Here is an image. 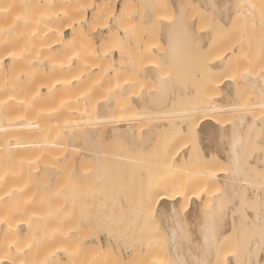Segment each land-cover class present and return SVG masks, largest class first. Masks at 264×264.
I'll return each instance as SVG.
<instances>
[{"label":"bare ground","instance_id":"1","mask_svg":"<svg viewBox=\"0 0 264 264\" xmlns=\"http://www.w3.org/2000/svg\"><path fill=\"white\" fill-rule=\"evenodd\" d=\"M177 1L173 0V2L175 3ZM191 1H193V3L195 4V7L197 3L199 4L203 3L201 5L208 8L207 5H204V1L208 3L209 1L211 2L212 0H207L208 2L206 0H191ZM195 1H197V3ZM198 1H201V2H198ZM93 2L95 1L93 0ZM128 2L132 4L130 0ZM210 2L208 3L209 5H210ZM211 3H212L211 7L212 6L213 7L215 6L216 8L218 7V10L220 11L223 8L222 6L226 8L228 6L226 10L227 12L225 11L226 14L218 11L217 9H213V12H212L211 7L209 6L210 7L209 10L211 9L210 12L213 15L211 16L208 10L209 12L208 15L211 16L214 22H216V20L213 18L215 17L216 13L218 14L219 12L218 16H216L215 18H219L216 23H218L221 26L219 27L222 29L221 30L222 34L218 32H217L218 34L216 33V31H219L220 28L212 20H210L212 23L207 24V26L209 25L211 27H215L216 29L218 28L216 31L214 30V28L210 29L211 27L209 26L204 27V29L203 27L197 28L196 26H199L197 25L198 24L197 22L200 19V17L198 16H197L198 19L194 18L193 26L191 25L192 23L190 24V21H192V19L190 18L191 19L190 21L187 19L189 21L187 23V20L185 17V25L187 23V24H190V26H192V30L190 29L191 27L189 28V30H191L189 31V33L185 25L181 24V26L183 25L185 27V31H187L185 33L190 34L193 32L192 34L193 38H191L189 35L188 36L190 37L191 40L193 39L194 41L192 45L193 49L190 52L189 56L191 57L190 61H193L194 63L193 68H194V74L196 77V80L194 82L195 85L194 84L192 86L187 85V88L185 89L179 84L182 88L179 87L176 89H183V91L177 90L176 92L170 89L171 91L169 92L167 91V95L165 94L166 97L164 95L162 98L164 99L165 97V99L164 100L160 99L161 102L160 100H156V101L155 99L152 100L151 98H154V97H152L153 94L152 95L148 94V92L150 91L144 92L146 90H142L143 92L141 93L137 92L136 94L133 92L132 94L131 92L133 90L130 91V89H131V86L132 88H133V85L135 86V82L138 79V78H135L136 75H141L144 80L146 79L147 80L152 79L154 81L159 80V77L157 76H159L160 74L158 75L156 74L157 67H155L154 64H150L151 60L147 61V57L150 56L149 55L150 51L145 50L146 53L148 52V54H146L147 57L143 59H146L147 62L145 64L143 63L140 65L141 67H139V73L132 75L131 73L127 72L128 74H130V76H126V77L122 76L121 79L119 77H118L119 79L113 78L114 81H113L112 87L115 89V92L111 93V95H108L109 98H105L99 101L100 103L99 106L97 108L95 106L96 114L94 113V110H93L94 107L92 108L93 111H91V109H87L86 107L85 108L82 107L83 111H81L82 113L81 115H78V117L75 118V117L70 116L69 118H66V115H64L62 118H60V120H57L51 116H48V113L46 114L43 113L44 117L42 118L41 117L39 118V115L36 114V112H39L40 110L39 105L41 101H42V104L40 106L44 104L43 99L44 98L46 99V95H48V93L50 95L51 92L55 90H51L50 92L49 91L50 88L49 89L47 88L48 92L45 91L43 95L41 94L39 89L32 88V90L28 91V89H31V88H28L31 85V84L29 85V83L33 82L32 79L30 81L31 77L25 76L26 78L21 81H19L20 80L19 77L18 79L16 77H13L12 79L11 77V79L8 78L9 81L12 80L11 82H9L10 83L9 84L7 83L6 79L3 78L2 73L10 70L11 73L13 72L12 74L13 76H18L19 71H16V70H19V68H21L22 66H24L25 68V64L27 61H30L33 58L36 59L35 61L37 60L39 61V59L40 60L42 59V61L48 62L47 64H49L50 66L49 70L52 69L51 70L52 72H54L55 74H58V75H54L57 78V82H56V78H54L53 80L51 78L48 81L51 83L55 80L54 85L57 86L58 89L57 87L56 88L53 87V89H56V91L63 90V88L64 89H67V88L75 89L76 87L75 88L73 87L77 86V84L79 87L80 86L79 84H82V81H83L82 78H81L82 81L78 79L80 72L77 71L79 70L78 68L77 69L75 68L76 66H78V64L76 63L79 61V58L82 56L75 54V56L69 57L68 61L65 63L57 59L55 60V59H51L47 57L49 54L54 52L56 49H57L56 52L59 51L58 48L56 49H52V48H53L55 41L61 40L60 38H62V35H63L62 31H58V29L53 27V22L52 23L48 22L49 24H46V26L44 25L45 27L43 31L34 32L36 35H34L33 33V31L35 30L33 31L31 30L29 33L23 34L22 26L18 27L16 26L17 25L16 24L13 28L15 29L17 35L14 33L15 35L13 34L14 36L12 35L11 36L12 38L10 37L11 40L7 39L6 34L2 35L3 34L2 30H4L5 28L0 23V25L3 27V29H0V74H1L0 75V264H121L122 261H124L122 257H116L117 255L115 256L114 252L112 250H109L107 247H105L107 248V250H105L104 245L101 243V238L97 236L95 234V230H93L96 228V227L95 228L93 227L96 224L92 225V223L94 224V220H96V217L94 218L95 213L92 211V213H94V215L92 214L93 215V218H92V216L90 215L91 214L90 210L91 209L93 210L94 207L92 206V204L95 206L96 205L95 203H97V201L95 200V202L93 203L92 202L91 203H71V200L73 201V199L70 196V192L76 188L74 186H77L75 184L73 186V183L77 184L78 182V185H79V183L83 181V183L85 184L86 181L88 183V181L92 180L93 177H95L94 179L98 181L97 177L99 175H96L97 170L94 168L98 169L100 164L104 162L102 161V159L104 160L105 158L108 160V163H109V159H111L114 162L115 161L117 162V164L119 165L118 170L119 169L120 170L117 172L116 171H113V172L116 173V175L119 173V176H121L124 181V179L127 176H129V174L130 175L132 174V173H129V172H132V169H130L131 171H129V167L130 168L137 167V169L142 167L145 164L144 162L145 156H147L148 154H151L152 152H153L152 154H154L155 152L154 150L152 151L153 144H154L153 142L156 141V139L158 140V136L161 137L162 133L164 135L165 130L167 132V128L169 127L172 128L175 126H177L175 127L177 128L175 129L176 132L173 129L169 130L171 131L170 133L167 132L170 134V137L168 138H171V134L172 136H174V138L171 139L170 144L172 143V141H175L177 137H178V140H179V137L180 139L183 140L182 143L179 142L181 144L177 146L176 144H178V141H175L176 142L175 145L177 147L175 146L173 148L174 145L173 146L171 145L172 146L171 148H167V149L165 148L164 150L159 145L160 148H162L161 151L156 149L160 151V152H157L159 155L155 154L151 157L153 160L152 162L154 164L153 163L151 164L150 163L151 161H150V162H147L148 164L144 166H147V165L149 166L151 164V167H152L153 165V168H155V170L154 169L153 170L155 172L157 169L162 170L164 167L167 168V164L168 165L173 164L172 166L174 167L171 169L174 170L175 168V169H178L179 171V169H181L183 165H186L184 166V168H186L188 167V165L194 164L196 160L199 159L201 161L195 164H197L198 167H199L198 164L203 165L202 169L203 168L204 169L200 170L196 167L198 171L197 169L194 170V171H197V173H195L194 175L195 176L194 178L191 177L190 179L189 174L191 173L187 172L188 173L187 175L189 178L186 177L185 179V177L184 178L182 177V180L180 178L181 180L180 182H178V180L176 181L172 180L171 182L169 181L171 179L167 180L165 176H164L165 178L161 177V180H160V177L158 176V174L156 175V173L159 170H157V172L154 173L153 170L151 169L150 171H152L155 174V176H158L159 180H157L158 177L156 178V180L154 177V180H152L151 182L150 188L147 189L146 193H143V195L144 194L146 195V198L145 199L142 198L144 202H141V201L140 202L141 204H143L142 212L144 214H141V211H140V215L141 216L144 215L143 217L146 220L148 216L149 217L151 216V214L152 216L155 215L156 217L160 218L161 220L160 222L162 224L161 228L163 229V231H165V233H167L165 238L164 236L163 238L166 239L167 237L166 239L168 240L167 250L169 249L168 252L170 254V259L174 261L173 262L174 264H176L175 262H178V263L184 262L183 264H186V263L187 264H209L211 263L213 256L216 253L215 251L216 250L220 251L221 248H219V245L221 247V245L223 244V241L224 242L227 241L225 243L228 245H229L228 242H230L231 245L229 246L231 247H233L232 245H236V244H237L236 245L237 248L239 247L240 240H241L240 237L243 236L241 235L238 237V235H240L238 231L239 229L252 230V236H250V238L248 237L249 239L247 238L248 241L246 242V245L245 243H243L244 245L240 244L241 249L242 247L244 249V247L246 246V252L244 250L245 254H243L242 256L243 262H244L243 264L245 263L246 264H264V45L262 46V44L259 43L260 44L259 46H262V47H259L260 49L258 51L256 50L257 52L255 51L254 53L253 52L244 53L246 51L242 49L243 44L234 45L238 43L235 41L236 39L234 40L232 39L234 44L231 43L232 40L228 41L230 42L231 45L226 42L227 41L226 39L231 35V32L232 31L233 33L235 32L234 30L229 32L230 34L227 33V31L229 30H226V33L225 32L223 33V30L228 28L226 23L229 24L228 22L232 21L233 18L235 17L237 18L238 16L242 18L245 16L247 17L260 16L261 17V15L264 16L263 14L264 10H261V0H213V2ZM88 4L90 3L88 2ZM96 5H97L96 12L97 13L103 12V14H106V17L108 15V12L110 11L112 12L113 10L111 9L113 8V6L112 5L109 6L107 1H101L97 3ZM201 5L199 6L201 7ZM85 6H86V3H85ZM124 6H125V2H124ZM124 6H122L123 7L122 10L128 11V10H125L126 8ZM152 6L155 8V5H151L150 9ZM126 7L128 8V6ZM200 7H198L197 9H199ZM129 8H131L130 5H129ZM146 9L150 11L149 7ZM152 9L151 11H153ZM197 9L195 10L197 11ZM263 9H264V5H263ZM222 10H224V8ZM148 11L145 12V15L146 13H148L147 17H149L146 21L151 22L150 16L152 14L149 15L151 11L150 12ZM214 11L216 12L215 15L213 14ZM221 13L223 15L225 14L224 15L225 19L223 18V16L220 17ZM2 18H3V11H0V21L1 22H3L4 20ZM177 18L179 19L180 17L177 16ZM208 18L210 19V17ZM152 19H153V16H152ZM257 19L254 18V21ZM19 20H21V18ZM161 20L164 21L165 19L161 18ZM219 20H221L222 23L225 21L224 24L227 28L225 26H224L225 28L222 27V25L224 24L220 23L221 21ZM226 20L228 22H226ZM262 20L264 22L263 18ZM167 21L169 22L167 25H169L170 22H172L171 20H167ZM182 21L184 20L182 19ZM208 21L209 20H207V23ZM261 22H259V24H262ZM174 23H177V22H174ZM257 23L255 21L254 24H257ZM18 24H19V21H18ZM211 24H213V26ZM145 25H147V23ZM163 25H166V24L163 22L162 26ZM214 25H217V27ZM170 26L171 25H169V27ZM15 27H17L18 29H16ZM163 27H161V29ZM169 27H168L169 31L166 33H169V32L172 33L173 30H176L177 28H179L177 27L175 29L173 27L172 28L171 27L169 28ZM184 27L182 29H184ZM229 27L231 28V26ZM171 29L173 30L171 31ZM179 30L181 31V27L179 28ZM259 31L260 30H258L257 32ZM79 32H81V35L83 34V31L81 30L79 31L78 28L71 29V31L69 32L71 33V36L69 37L68 40L66 39L65 42L78 41V39L80 40ZM32 33H33V36H32ZM109 33L111 34L112 32H109ZM238 33H241V32L238 31ZM255 33H256V29H255ZM174 34L175 32H173V35ZM224 34H227L228 37L226 38ZM257 34L258 33H256V35ZM41 35H44V36L41 37ZM170 35L172 36V34ZM181 35L184 36L183 34ZM244 35L245 37L248 36L247 34H244ZM108 36L106 40H109ZM223 36H225L226 39ZM32 37H35L39 43L38 44L33 43ZM169 38H167V40ZM221 40L224 41V43L228 45L224 44ZM42 41H45V42L40 43ZM105 45L107 46L108 43ZM149 46L153 47L151 46V44H148V49L150 48ZM184 46H187V44ZM192 46L190 47L192 48ZM102 49L104 51L105 47ZM107 49L108 48H106L104 52H102L101 50L103 56L99 52L100 56L104 58V56L108 55L109 53L106 51ZM156 52L158 53L157 50ZM166 52H169V51H166ZM249 53H251V55ZM99 54L97 55L96 53V54H93V56L96 55V57L98 58ZM152 54H154V52ZM166 54L164 53L163 55H161L162 57L161 56L160 57L163 59V56ZM177 55L179 56V54ZM82 58L84 59V56ZM176 58L179 59L180 56L175 57V59ZM6 59L9 60L8 64H6L5 62ZM72 59L73 60L76 59L75 60L76 63L73 62L75 63V66L73 65L74 68H72L73 67L71 63L73 61ZM35 61H33L34 64H35ZM172 61H174V58ZM81 62H80L79 68H82L81 66H83L84 68L85 67V65L83 64L84 62L83 63ZM85 62L87 63V61ZM152 63H154V61ZM36 65H37V62H36ZM71 68L75 69L77 72H79V74H76L77 72H74V70H71ZM26 69H28V67ZM65 69L67 70L69 69L70 71V73L68 71L69 74H71V71H73L72 75L73 76L78 75V78L76 77L75 79H70V77H73V76L69 77L68 73L66 72L62 73V71ZM137 69L136 68L133 69L134 71H132V73H134L135 70L137 71ZM22 71H24V69ZM15 72H17L18 74H16ZM59 73L63 74L62 75L63 77H61ZM64 74H66L65 75L66 80L60 81L59 80L60 78H64ZM1 77L4 79L3 81H1L2 79ZM114 77H117V75ZM163 77H168L167 80L169 79V76L167 75H164ZM172 77L174 78V76ZM98 79L103 81L102 78L98 77ZM160 79L162 80V82L165 81V79L162 77H160ZM94 82L95 81L90 82L92 84V88H93ZM88 84L89 83H87V85ZM91 84L89 86H91ZM158 84L161 85L160 82H158ZM170 84H172L171 80H170ZM170 84L165 82L164 85L162 84L163 85L162 88L165 86L166 87L165 90H167V87L169 88L168 85ZM172 85L174 86L175 83ZM138 86L140 85L138 84ZM177 86H178V83H177ZM244 86L248 87L247 92L245 93H243L242 91V87ZM49 87H51V84ZM87 87L84 86V88L86 89ZM88 88L91 89V87H88ZM140 88L141 87H139V90H141ZM95 90H92V91H95ZM160 90L161 88L159 89V91ZM151 92L154 93L152 90ZM98 93L99 92H97V94ZM101 93L96 96V99L97 97L101 96ZM124 93L129 95V98H130L129 100L131 101V102L129 101L130 105L131 104L133 105H131V107H128V108L126 107L125 109L124 108L113 109L111 107L112 104L119 101L117 96L119 97L120 94L122 96L124 95ZM155 93L157 92L155 91ZM114 94H119V95H114ZM113 95L116 97L115 102H113L114 100L112 101V98H111V96L113 97ZM148 95L151 97L150 99H148L149 98L147 97ZM124 96H123V100H124ZM186 98H187V101L189 102L187 106H184V107L174 106V103L176 102L180 103L182 99H184L182 101L185 102ZM96 103L95 105H97ZM120 104L121 103L119 102V105ZM105 105H109L112 110L111 109L109 110L108 108L106 109V107L108 106L105 107ZM59 109L61 110V108ZM59 109H58V112H60ZM82 109L81 108L77 109V112ZM69 110H72V109L68 108L67 111ZM6 111H10L11 113L7 114ZM55 111H57V108L55 107L54 108L51 107L47 110V112H50L51 115L54 114ZM107 111H112L113 113L111 112L108 113ZM20 112H28L31 114L30 115L28 114V117H25L23 114L21 115ZM83 112H85L86 115ZM87 113H90V114L92 113V115L88 114L87 116ZM93 113L95 115H93ZM47 117H49L50 119H48ZM107 120L108 121L110 120L109 122L112 121L113 123H110V124L108 123V125L104 127L103 122H107ZM225 120L226 121L229 120L228 123L226 122L227 123L226 125H224ZM99 122L103 123L102 126L104 128L102 126H101L102 129L98 128V124L101 125ZM6 123H9L11 126H13V128L11 130H8ZM96 124H97L98 129L95 128ZM252 129H254L253 130L254 133L257 132L255 135L253 131L250 133ZM172 131L174 132L172 133ZM176 133L178 136L176 135ZM175 136L177 137L175 138ZM192 137L194 138L196 137L195 138L196 141L200 140L198 144H200L201 146V148L199 147L201 151H199L198 153H200L201 155V153L203 152L202 153L203 155L200 157L202 159H200L198 156H196V158L198 157V159L194 158L193 154L195 153L192 151L194 145L191 144L192 143L191 139H193ZM103 138H105V140ZM106 138L113 139L112 142H114L115 144L110 143L111 140L108 144H106L108 141V139L106 140ZM217 138H221L220 142L228 138V142L226 139L225 141H223V143L227 142V144H223L222 146L220 145L218 147V145L216 146L212 142L215 139L217 142ZM188 139L191 140L190 144L192 145L191 146L192 149L190 145L187 144L190 141ZM74 140L75 141L77 140L78 141L77 143H79V145L76 143L77 145L75 144L74 146V142H75ZM103 141H106L105 145ZM196 141L194 142L197 143ZM116 142H120V144L118 143L119 144L118 145L116 144ZM162 142H163V139H162ZM162 142L161 144L163 146ZM111 144L117 146L115 147L116 150L109 151V148H108V151L105 150L107 146L108 145L110 146ZM156 144L158 146L159 142L157 143L156 141ZM172 144H174V142ZM107 153L109 154L108 156L106 155ZM160 153L162 155H160ZM68 157H70L72 161H70L69 160L70 158ZM156 157H160L161 160L163 161H161L160 158L159 160H157ZM153 158H156L157 164L154 162L155 160ZM67 160H69L71 163L70 168L63 170L62 163L63 161H67ZM87 161L91 162L90 164H93L94 168L91 167L92 166L91 165V166H87L88 170L86 167L84 170V168L81 167V164H84ZM169 161L171 162L169 163ZM97 162L99 166L98 165L96 166ZM222 163H226L225 166L227 167V170H228V172L226 170V173L223 172L224 174L218 171L224 165V164L222 165ZM155 164L156 166L161 165L160 166L161 168L154 166ZM219 164H221L222 166ZM108 165H111V164H108ZM216 165L221 166L220 169ZM113 166H115V163L113 164ZM114 168L117 170L116 167ZM166 168L165 170H167ZM181 170L183 171L186 169L182 168ZM189 170H186V171H189ZM109 172L113 173L111 170ZM143 172L138 171V173L136 174L138 177L137 176L136 177L139 178V176H141L140 180H143V177H146V175ZM160 172L161 171H159V173ZM174 172H177V170ZM105 173L107 174V172ZM59 174H63V176L65 177L64 182L60 180L56 181L57 175ZM164 175H168V174H164ZM178 175L181 176V173ZM79 176H81V178H79ZM184 176H186V174ZM72 177H75L76 180L75 178L73 179L74 181L71 180ZM137 178H133V180L136 181ZM39 179H44V181L40 182ZM93 180L90 183H93V184L97 183L95 182V180L94 181ZM132 181L131 183L136 184L134 181L133 182ZM144 181L145 180H143V182ZM61 182L63 183V185ZM116 182H117L116 177L111 178V179L107 178L106 181H104L105 183L104 187L98 188V191L96 190V193L94 194L86 195L85 199H87L90 196H92V198L93 197H98V198L105 197L106 194H110L116 188L114 186L115 185L114 183ZM53 183L55 184L54 189H56V191L52 188ZM148 183L146 182L147 187H149ZM70 184H71V187H70ZM125 187L126 186L119 187V189L117 190L119 191L117 193V196L118 194H120L117 198V199H120L118 200L120 201V203L124 202V199L126 198L127 192L129 189L130 191H133L135 189L134 188L135 186L133 187V185L130 186L129 189ZM131 187L134 189L131 190ZM219 187L221 188V191H219ZM50 188H52L51 189L53 190L52 192ZM117 188H118V185H117ZM76 190L80 191V188L77 187ZM58 191L60 192L59 195H58ZM144 191L145 190H143V192ZM216 191H219V193L218 192L216 193ZM213 192H215V194H212ZM203 198H206V199L210 198L213 200V203H212L213 205H211V202H210L209 208L213 206L214 211L212 212L215 214V218L212 219L214 215H211V219L210 217H204L205 214L203 212V209H209V208L208 206L205 208L206 203L203 204L202 202ZM253 201L257 204L256 210H252V208L250 207L251 202L252 204L254 203ZM141 204H138L139 207ZM202 204L204 207H202ZM85 206H87V208L90 206L91 209H89L90 208L89 207L88 208L89 210H88ZM124 206H123V210L126 209V205ZM239 206L244 210L243 212V210L239 208L243 212V214L239 209H237ZM246 207L247 209L250 208V211H247V209H245ZM86 209L87 211H84ZM133 209L135 208H132V210ZM235 210H238V212ZM88 211L90 212L89 216H91L90 221H91V218L93 221L91 223L90 221L88 222V217H87L88 214L87 216L85 215L86 213H88ZM199 212H203V213H200V215L202 216L201 217L202 221L204 220L203 217L206 218L207 220H204L206 221V223L203 222L200 224L198 223L199 221H197L200 227H198L196 224L195 226L198 228L196 229L194 228L195 229L194 231L195 232L198 231L200 233L197 232L199 236L194 237L195 239L194 240L193 235H197V234L192 231L193 230L192 225H190L191 230L190 228L187 227L189 225L187 223H190V222H188L189 220H187V218H186L187 223L185 222V218H184V221H182L183 220L182 216H185V217L186 216L189 217L192 215L194 216ZM236 212L239 214V216L236 214ZM133 214L135 215V213ZM207 215L210 216L208 213ZM235 215L237 216L235 217ZM125 216L127 217V215ZM145 216H147V218H145ZM216 217L218 218V220L220 219L219 223H216L218 220L215 223L213 222L214 220H216ZM129 218H132V217H129ZM83 219L86 221L84 222ZM81 221L84 223H87V222L88 223L84 226V225H81L83 224V223H80ZM122 221L124 222L127 220H122ZM194 221L196 220H193V222ZM95 222L97 223V221ZM182 222L184 224L186 223L185 225H187L186 227L188 229H186V231H184L186 227L184 226ZM181 224L183 225V227L181 226ZM132 228H133V225H132ZM189 230H190V233L188 234ZM192 232L193 234L191 236ZM249 232L251 231H247V233ZM224 238L226 240H224ZM149 239L147 240L149 242L145 241L146 245L145 243L142 242L143 245H145L144 246L145 249L144 248L143 249L145 250L146 253L145 254L143 253V255H145V258H143V255L141 256L145 261L144 260H141V261L139 260V261L140 263L142 262V264H144V262L145 264H157L159 262H157L156 260L157 259L160 260L158 256H157L158 258H156V254L158 255L156 251H158V249L155 248V245L154 246L152 245L153 243H151V240ZM227 239L228 240L230 239V241H228ZM186 241L187 242L189 241V243H187ZM139 245L140 244H138L137 247L135 246V244L133 246L132 244L130 245L132 247V250H131V253L133 254L132 258L134 257V255L137 258L138 257L137 255H139V253L141 252L140 249L143 247V245L142 247L141 246L139 247ZM236 246L232 249L231 248L228 249L227 247V250L226 252H224L225 253L224 255H227L229 253L228 252L229 250H230V253H229L230 255L228 254L229 256L227 255V258L226 256H224L225 258L222 260V264H238L240 263V261L242 262V259H240V257L238 256V254H240L239 250L241 249L238 248L237 249L238 252H235ZM223 247L225 248V245ZM202 249H204L205 251ZM200 252L202 253L200 254ZM154 258L156 259L154 260ZM161 259L163 260L162 257ZM224 260H225V263L223 262ZM213 261L215 260L213 259ZM134 262L132 264H134ZM128 263L131 264V262H128ZM128 263L125 262L124 264H128ZM214 263H217V262H213V264Z\"/></svg>","mask_w":264,"mask_h":264},{"label":"rangeland","instance_id":"2","mask_svg":"<svg viewBox=\"0 0 264 264\" xmlns=\"http://www.w3.org/2000/svg\"><path fill=\"white\" fill-rule=\"evenodd\" d=\"M19 1L20 0H0V11H3V18L2 19H4L3 20V22H1L0 21V23L2 24V26L5 28L4 30H2L3 31V34L2 35H7V39H10V37L15 33L16 34V31H15V29L13 28L16 24V26H18V27H21L22 26V28H23V34H26V33H29L31 30L33 31V30H35V31H33V33L34 32H36V31H38V32H40V31H43V29H44V27L46 26V24H49L50 22L52 23L53 22V27L54 28H56V29H58V31H62V38H60L61 40H58V41H55V43H54V45H53V48L52 49H56V48H58V52H56V50L54 51V52H52L51 54H49L47 57L48 58H51V59H57V60H59V61H61V62H63V63H65V62H67L68 61V58L69 57H73V56H75V54H78V55H80V56H84V59L82 58V57H80V56H78V57H80V58H82V59H80L79 58V63L77 62H75V60L76 59H72L73 61L71 62L72 63V66L74 65L75 66V63L76 64H78V66H76L75 68L77 69H79V70H77V71H79L80 72V75H79V78H78V75H75V76H73L72 74V72L73 71H71V74H69L70 73V71H69V69L67 70V69H65V70H63L62 71V73H68V71H69V73H68V76L70 77V76H73V77H70V79H75L76 77L78 78V79H80L81 81H82V79H83V81H82V84H79L80 86L78 87V84H77V86H74L73 88H75V89H72V88H67V89H64L63 88V90H57L56 91V89H53V87H57V86H55L54 84H55V80L53 81V82H48L51 78H52V80L54 79V78H56V76H54V75H58V74H55L54 72H52L51 70L52 69H50L49 70V68H50V66H49V64H47L48 62L47 61H42V59L40 60L39 59V61L37 60V61H35L36 59H31L30 61H27L26 62V64H25V68H24V66H22L21 68H19V70H16V71H19L18 73L17 72H15L16 74H18V76H13L12 74H13V72L11 73V71L9 70V71H5V72H3L2 73V76H3V78L4 79H6V81H7V83H9V82H11V81H9V79H11V77H12V79H13V77H16L17 79H18V77H19V81H21V80H23V79H25L26 77H31L30 78V81H31V79H32V83L30 82L29 83V87L28 88H31V89H28V91H30V90H32V88L33 89H39V91L41 92V94L43 95V93L46 91V92H48L47 90L49 89V91L51 92V90H55V91H52L51 92V94L49 95V93H48V95H46V101L43 99V105L42 106H40L41 104H42V101H41V103H40V105H39V107H40V110H39V112H36V114L37 115H39V118L41 117H44L43 116V113H48V116H51V117H53V118H55V119H57V120H60V118H62L64 115H66V118H69L70 116H72V117H78V115H81V111H83V109H82V107L83 108H87V109H91V111H93L94 110V113L96 114V108L99 106V101H101L102 99H105V98H109V96L108 95H111V93H114L115 92V89L112 87V84H113V81H114V79H121L122 78V76H124V77H126V76H130V74H128L127 72H129V73H131L132 75L134 74H138L139 73V67H141L140 65L141 64H145L148 60H151V62H150V64H154L155 65V67H157L156 68V74L158 75V74H160L159 76H157V77H159V80L157 81V80H144L143 78H142V76L141 75H136V77L135 78H138L137 80H136V82H135V86L133 85V88H132V86H131V89H130V91H132L131 93L133 94V92L134 93H136L137 94V92L138 93H141V92H143L142 90H146V91H144V92H147V91H150L151 92V90L155 93V91L159 94H157V93H152L151 92V94H150V92H148V94L149 95H152L153 94V96L152 97H154V98H151L149 95L147 96V97H149L148 99H152V100H154L155 99V101L156 100H160V99H162L163 98V96L166 94L167 95V91L169 92V91H176L177 92V90L178 91H183V89H176V88H179V87H183V88H187V85H189V86H192L193 84H194V82H195V80H196V77H195V74H194V63H193V61H190V59H191V57L189 56L190 55V52L192 51V49H193V39L191 40L190 39V37L191 38H193L192 37V34H193V32L192 33H190V34H187V33H185V32H187L188 31V33H189V31H191L192 30V26L194 25L193 24V20H194V18H196V19H198V17H200V19H199V21L197 22L198 24L197 25H199V26H196L197 28L199 27V28H201V27H203V29H204V27H208L207 26V24H209V23H212L210 20H212V18H211V16H213L212 15V13L210 12V10L212 9V12H213V9H217L218 10V7L216 8L215 6L212 8L211 7V5H212V3L211 2H213V0L210 2V5L208 4V3H206L205 1H204V5H207V7L208 8H206L205 6H202L201 4H203V3H201V4H199V3H197V1H195L197 4H198V6H197V4H196V7H195V4L193 3V1H191V0H174V1H177L178 2V4H177V2L175 3V2H173V0L172 1H170V0H158L159 1V3H158V1L157 0H130L131 2H132V4H130V2H128L129 0H94L95 2H93V0L91 1V0H21L20 1V3H19ZM86 1V2H85ZM101 1H107L108 2V4H109V6H113V8H111V9H113L112 10V12L110 11V12H108V15H107V17H106V14H103V12L102 13H97L96 12V9H97V3H99V2H101ZM262 1H264V0H261V10H264L263 9V5H264V2H262ZM88 2L90 3V4H88ZM124 2H125V6H124ZM157 2V3H156ZM173 2V3H172ZM198 2H201V1H198ZM203 2V1H202ZM85 3H86V6H85ZM129 3V4H128ZM144 3V4H143ZM20 4H22V5H20ZM149 4V5H148ZM156 4H158V5H156ZM214 4V3H213ZM129 5H130V7L131 8H129ZM132 5V6H131ZM143 5H145V6H143ZM151 5H155V8L152 6L151 7V9L152 8H154V9H152L153 11H151V9H150V6ZM199 5H201V7L203 8V7H205V8H201ZM6 6V7H5ZM122 6H124L125 8V10H128V11H123L122 10ZM126 6H128V8L126 7ZM140 6V7H139ZM149 7V9H150V11H148L146 8H148ZM180 6V7H179ZM211 7V9L209 10V8ZM216 6H218V5H216ZM176 7V8H175ZM198 7H200L199 9H197ZM224 8V10H222L223 8ZM220 9H221V11L220 10H218V11H220V12H223V13H225L226 14V10H227V8H228V6H227V8L226 7H224V6H222ZM121 8V9H120ZM179 10H178V9ZM120 9V10H119ZM195 9H197V11L195 10ZM205 9V10H204ZM208 10H209V12H210V15L211 16H209L208 15ZM217 10H216V12H217ZM150 12L149 13V15H151L150 16V21L151 22H147L146 20L149 18V17H147V14L148 13H146V15H145V12ZM199 11H200V13H199ZM226 11V12H225ZM215 11H214V15H215V13H216ZM113 13V14H112ZM199 15H198V14ZM261 13H262V11H261ZM218 14H219V12H218ZM218 14L216 13V15H215V17L216 16H218ZM224 14V15H225ZM264 14V13H263ZM111 15V16H110ZM224 15L221 13V16L220 17H222L223 16V18H224ZM86 16V17H85ZM110 16V17H109ZM152 16H153V19H152ZM177 16L178 17H180L179 19L177 18ZM182 16V17H181ZM196 16V17H195ZM198 16V17H197ZM105 17V18H104ZM147 17V18H146ZM185 17H186V20L188 19L189 21L192 19V21H190V24L192 25V26H190V24H187L189 21L187 20V23H186V25H185ZM208 17H210V19L208 18ZM213 18V19H215L216 20V22H217V20L219 19V18ZM21 18V20H19ZM83 18H84V20H83ZM87 18V19H86ZM161 18L162 19H165L164 21H162L161 20ZM176 18H177V20H176ZM191 18V19H190ZM208 18V19H207ZM222 18V19H223ZM254 18H258L257 20H255L256 21V23L257 24H254L255 23V21H254ZM262 18L264 19V16H262L261 15V17L260 16H251V17H247V16H245V17H235V18H233L232 19V21H230V22H228L227 20H226V22H228L229 24H227L226 23V25H227V27L229 28H227L226 26H225V24H224V22L222 23V19L221 20H219V21H221L220 23H222V24H224V25H222V27H226L227 29H225V30H223V33L225 32L226 33V30H229V31H227V33H229V32H231L232 30H234L235 32L233 33V31L231 32V35L234 37H232L231 35L228 37V35L227 34H224L225 36H226V38H225V36H223L224 38V40L228 43V44H230V42H228V41H230V40H234V39H236L235 41L236 42H238V43H236V44H234L233 43V40L231 41V43L232 44H234V45H237V44H243V46H242V49L244 50V51H246V52H244V53H248V52H255L256 50L258 51L260 48L259 47H262L263 45H264V22H263V20H262ZM182 19L184 20V21H182ZM225 19V18H224ZM223 19V20H224ZM234 19H235V21H234ZM83 20V21H82ZM85 20H87V21H85ZM159 20V21H158ZM167 20H171L172 22L174 21V22H177V23H172V22H170V24L169 25H171L170 27L172 28H177V27H181V31L179 30V28H177L176 30H173V29H171V31L173 30V32H175V34L173 35V32L171 33V32H169L170 34H172V36L169 34V33H166V32H168L169 31V29H168V27H169V25H167L169 22L167 21ZM179 20V21H178ZM180 20H181V22H180ZM207 20H209L208 21V23H207ZM261 20H262V22H261ZM18 21H19V24H18ZM144 21V22H143ZM213 22H214V20H212ZM49 22V23H48ZM160 22H162V23H160ZM163 22L166 24V25H163L162 26V24H163ZM179 22V23H178ZM216 22H214V23H216ZM259 22H261L262 24H259ZM147 23V25H145ZM151 23V24H150ZM200 23V24H199ZM213 23V24H214ZM233 25H232V24ZM102 24V25H101ZM181 24H184L185 25V27H186V29H188L187 31H185V27L182 25L181 26ZM213 24H211L212 26H213ZM217 25H218V27L220 26L218 23H216ZM45 25V26H44ZM179 25V26H178ZM189 25V26H188ZM203 25V26H202ZM217 25H214V26H216L217 27ZM256 25V26H255ZM261 25V26H260ZM1 25H0V27H2ZM71 26V27H70ZM229 26H231V28L229 27ZM3 27L2 28H0V29H3ZM161 27H163L162 29H161ZM169 27V28H170ZM184 27V29H182ZM191 27V28H190ZM209 27H211V26H209ZM221 27V26H220ZM219 27V28H220ZM224 27V28H225ZM9 28V29H8ZM16 29H18L17 27H15ZM73 28H78L79 29V31L81 30V31H83V36L81 35V32H79V34L82 36V38H81V36L79 35V37H80V40L78 39V41H71V42H65V40L67 39H69V37L71 36V33H69L70 31H71V29H73ZM147 28V29H146ZM189 28L191 29V30H189ZM214 28V30L216 31L217 29L215 28V27H211L210 29H213ZM223 28V29H224ZM234 28V29H233ZM254 28V29H253ZM168 29V30H167ZM205 29H207V28H205ZM231 29V30H230ZM255 29H256V33H258L257 35H256V33H255ZM13 30V31H12ZM164 30H165V32H164ZM222 29L220 28V30L219 31H221ZM239 32H241V33H238V31ZM241 30V31H240ZM258 30H260L259 32H257ZM2 31H1V33H2ZM163 31V32H162ZM184 31V32H183ZM219 31H216V33L218 32V33H220V34H222V31L221 32H219ZM253 31H254V33H253ZM109 32H112L111 34L109 33ZM147 32V33H146ZM33 33H32V36H33ZM186 35H185V34ZM217 33V34H218ZM235 33H237V34H235ZM14 34V35H15ZM108 34H109V36H108ZM167 34V35H166ZM169 34V35H168ZM181 34H183L184 36H180ZM220 34H219V36H220ZM230 34V33H229ZM242 34V35H241ZM244 34H247L248 36H246L245 37V35ZM13 35V36H14ZM17 35V34H16ZM34 35H36L35 33H34ZM163 35V36H162ZM190 37H189V36ZM237 35H239V36H237ZM255 36V38H257V39H259V40H257V39H255L254 38V36ZM259 35V36H258ZM44 35H41V37H43ZM85 36V37H84ZM107 36L109 37V40H106V38H107ZM166 36H167V38H169L170 36V38L167 40V38H166ZM245 38H244V37ZM9 37V38H8ZM64 37V38H63ZM238 37V38H237ZM242 37V38H241ZM247 37H249V38H247ZM259 37V38H258ZM12 38V37H11ZM87 38V39H86ZM172 38V39H171ZM175 38H176V40H175ZM178 38H180V39H178ZM184 40H183V39ZM189 38V39H188ZM222 38V37H221ZM240 38V39H239ZM246 38H247V40H246ZM105 39V40H104ZM244 39V40H243ZM256 41H255V40ZM11 40V39H10ZM105 42H104V41ZM181 40V41H180ZM239 40V41H238ZM242 40V41H241ZM249 40V41H248ZM107 41V42H106ZM179 41V42H178ZM185 41V42H184ZM188 41V42H187ZM222 41V40H221ZM234 41V42H235ZM260 41V42H259ZM32 42L33 43H39L38 41H37V39L35 38V37H32ZM43 42H45V41H42V42H40V43H43ZM174 42H176V43H174ZM223 43H224V41H222ZM240 42V43H239ZM246 42V43H245ZM262 42V43H261ZM63 43V44H62ZM65 43V44H64ZM108 43V45L107 46H109V47H107L105 44H107ZM174 43V44H173ZM185 43V44H184ZM192 43V44H191ZM254 43H255V45H254ZM257 43V44H256ZM262 44V46H259L260 44ZM9 44V43H8ZM148 44H151V46H153V47H150L149 49H148ZM168 44V45H167ZM178 44V45H177ZM183 44V45H182ZM187 44V46H184V45H186ZM189 44V45H188ZM224 44H226V43H224ZM228 44H226V45H228ZM10 45V44H9ZM146 45H147V47H146ZM231 45V44H230ZM256 47H254V46ZM64 46V47H63ZM143 46V47H142ZM145 46V47H144ZM175 46V47H174ZM179 46V47H178ZM183 46V47H182ZM190 46H192V48L190 47ZM105 47V49L106 48H108L106 51L109 53L108 55H110V56H108V55H106V56H104V58L102 57L103 56V54H102V52H104L105 51V49H104V51H103V49L102 48H104ZM173 47V48H172ZM185 47H186V49H185ZM101 48V49H100ZM143 48V49H142ZM144 48H146V49H144ZM168 48V49H167ZM255 48V49H254ZM7 49H8V47H7ZM7 49H5V50H7ZM99 49H100V51H99ZM170 49V50H169ZM189 49V50H188ZM253 49V50H252ZM93 52H95V50H96V52L95 53H93ZM101 50H102V52H101ZM147 50H149L150 52L151 51H153L154 52V54H152L153 52H149V57H147L146 56V54H148V52L146 53V51ZM156 50L158 51V53L156 52ZM183 50V51H182ZM186 50V51H185ZM166 51H169V52H166ZM176 51V52H175ZM256 51V52H257ZM99 52H100V54H102V56H100V54H99ZM144 52H145V54H144ZM163 52V53H162ZM178 52V53H177ZM186 52V53H185ZM189 54H188V53ZM97 53V55L99 54V56L101 57H99L98 56V58L96 57V55H94L93 56V54H96ZM161 53V54H160ZM166 54V55H164L163 56V59L161 58L162 56L161 55H163V54ZM170 53V54H169ZM82 54V55H81ZM92 54V55H91ZM116 54H118V55H116ZM144 54V55H143ZM159 54V55H158ZM174 54V55H173ZM177 54H179V56H180V58L178 59V58H176L175 59V57H179ZM250 55H251V53H249ZM248 54V55H249ZM161 56V57H160ZM170 56V57H169ZM181 56H183V57H181ZM185 56H187V57H185ZM145 57H147V61H146V59H143V58H145ZM159 57V58H158ZM168 57H169V59H168ZM100 58V59H99ZM171 58V59H170ZM173 58H174V61H172L173 60ZM182 58H184V59H182ZM180 59H182V60H180ZM187 59V60H186ZM35 61V64L33 63V61ZM145 60V61H144ZM171 60V61H170ZM32 61V62H31ZM82 61V62H81ZM85 61H87V63L85 62ZM154 61V63H152ZM6 64H8V62H9V60L8 59H6ZM30 62H31V64H30ZM36 62H37V65H36ZM73 62H75V63H73ZM80 62L81 63H83L84 65H85V67L83 68V66H81L82 68H79V65H80ZM177 62V63H176ZM190 62H191V64H190ZM133 63V64H132ZM156 63V64H155ZM28 64V65H27ZM83 64H81V65H83ZM172 65V66H171ZM49 66V67H48ZM74 66L72 67V68H74ZM138 67V69H137V67ZM28 67V69H26ZM42 68V69H41ZM71 68V70H74V72H77L75 69H72ZM123 68H124V70H123ZM129 68V69H128ZM137 69V71L135 70V72L134 73H132V71H134L133 69ZM24 69V71H22V70ZM171 69V70H170ZM172 69H174V70H172ZM21 70V71H20ZM27 72H26V71ZM30 72H29V71ZM43 70H44V72H43ZM67 70V71H66ZM86 70V71H85ZM124 72H123V71ZM36 71V72H35ZM48 71H50V72H48ZM170 71V72H169ZM173 71V72H172ZM177 71V72H176ZM79 72H77L76 74H79ZM126 72V73H125ZM137 72V73H136ZM161 72V73H160ZM172 72V73H171ZM121 73V74H120ZM165 73V74H164ZM169 73H170V75H169ZM113 74H114V76H116L117 75V77H114L113 76ZM128 74V75H127ZM162 74V75H161ZM171 74H172V76H174V78L171 76ZM1 75V74H0ZM9 75V76H8ZM15 75V74H14ZM33 75V76H32ZM59 75L61 76V77H63L62 75L63 74H61V73H59ZM65 75L66 74H64V78H60L59 80L61 81H63V80H66V77H65ZM104 75V76H103ZM121 75V76H120ZM164 75H167V76H169V79L171 80V83L172 84H174L175 83V85L173 86L172 84H170V80L168 79L167 80V78L168 77H163ZM193 75H194V77H193ZM26 76V77H25ZM102 76V77H101ZM171 76V77H170ZM204 76V75H203ZM98 77L99 78H102L103 79V81L102 80H100V79H98ZM104 77H105V79H104ZM106 77H107V79H106ZM119 77V78H118ZM160 77H162V78H164L165 79V81H163L162 82V80L160 79ZM2 78V77H1ZM1 79V81H3L4 79ZM9 78V79H8ZM38 78V79H37ZM82 78V79H81ZM111 78V79H110ZM114 78V79H113ZM171 78H173V79H171ZM34 79V80H33ZM95 79H97V80H95ZM143 79V80H142ZM158 79V78H157ZM176 79V80H175ZM51 80V81H52ZM91 80H93V81H95L94 82V84H93V88H92V84L90 83V82H93V81H91ZM105 80V81H104ZM174 80V81H173ZM75 81H77V80H75ZM101 81V82H100ZM138 81V82H137ZM139 81H140V83H139ZM157 81V82H156ZM168 81V82H167ZM173 81V82H172ZM56 82H57V78H56ZM109 82V83H108ZM158 82H160L161 83V85L160 84H158ZM165 82L166 83H169L170 85H168L169 86V88L167 87V90H165L166 89V87L164 86L163 88H162V86L165 84ZM81 83V82H80ZM87 83H89L88 85H87ZM142 83H143V85H142ZM177 83H178V86H177ZM192 83V84H191ZM10 84V83H9ZM50 86V84H51V87H49L48 85ZM91 84V86H89ZM138 84L140 85V86H138ZM153 84H155V85H153ZM163 84V85H162ZM181 86H180V85ZM76 85V84H75ZM83 85V86H82ZM111 85V86H110ZM142 85V86H141ZM158 85V86H157ZM195 85V84H194ZM84 86H88V87H91V89L90 88H88L87 87V89L86 88H84ZM154 86V87H153ZM171 86V87H170ZM175 86H177V87H175ZM139 87H141L140 89L141 90H139ZM149 87H150V89H149ZM174 87V88H173ZM181 87V88H182ZM48 88V89H47ZM52 88V89H51ZM78 88V89H77ZM98 88V89H97ZM142 88H144V89H142ZM154 88H155V90H154ZM157 88V89H156ZM161 88V90L159 91V89ZM174 90H173V89ZM57 89H58V87H57ZM61 89V88H60ZM83 89V90H82ZM86 91H85V90ZM96 89V90H95ZM149 89V90H148ZM165 91H164V90ZM169 89V90H168ZM171 89V90H170ZM247 89H248V87L247 86H244V87H242V91H243V93H245V92H247ZM92 90H95V91H92ZM92 91V92H91ZM136 91V92H135ZM97 92H99L98 94H97ZM103 92H105V93H102ZM92 93H93V95H92ZM101 93V96H99V97H97V99H96V96L97 95H99ZM90 94V95H89ZM114 95H119V94H114ZM113 95V97L111 96V98H112V101L113 102H115L116 101V97ZM126 97H125V96ZM124 95H122L121 96V94L119 95V97L117 96V98H118V102H115L114 104H112V108L113 109H118V108H128V107H131V105H133V104H131L130 105V98H129V95L128 94H126V93H124ZM157 96V97H159V98H157V97H155V96ZM166 95H165V97H166ZM123 96H124V100H123ZM162 96V97H161ZM165 97H164V99H165ZM93 98V99H92ZM101 98V99H100ZM120 98V99H119ZM126 98V99H125ZM157 98V99H156ZM95 99V100H94ZM164 99H162V100H164ZM179 99H181V98H179ZM86 100V101H85ZM93 100V101H92ZM98 100V101H97ZM122 100V101H121ZM182 100H184V99H182ZM181 100V102L179 103V102H176V103H174V106H176V107H184V106H187V104L189 103L188 101H187V98H186V101L185 102H183ZM190 100V99H189ZM45 101V102H44ZM130 101V102H129ZM92 102V103H91ZM97 102V103H96ZM119 102L121 103L120 105H119ZM159 102V101H158ZM160 102H161V100H160ZM95 103L97 104V105H95ZM125 103V104H124ZM128 104V105H127ZM158 104V103H157ZM178 104H180V105H178ZM110 105V104H109ZM109 105H105V107L106 106H108V107H106V109L108 108L109 110L111 109V107L109 106ZM124 107H123V106ZM95 106H96V108H95ZM57 108V111H55L54 112V114H52L51 115V113L50 112H47V110L49 109V108ZM94 107V108H93ZM110 107V108H109ZM116 107V108H115ZM59 108H61V110L59 109ZM64 110H63V109ZM68 108H70V109H72V110H69V111H67L68 110ZM82 109V110H80V111H78L77 112V109ZM92 108H93V110H92ZM58 109H59V111L60 112H58ZM112 110V109H111ZM85 111H86V109H85ZM88 111V110H87ZM90 111V112H91ZM7 112V114H10L11 112L10 111H6ZM89 112V111H88ZM108 113H113L112 111H107ZM21 113V115L23 114L25 117H28V114L30 115L31 113H28V112H20ZM58 113V114H57ZM83 113H85V112H83ZM93 113V115H95ZM56 114V115H55ZM88 114H90V113H87V116H88ZM68 115V116H67ZM85 115H86V113H85ZM90 115H92V113L90 114ZM82 116H84V115H82ZM48 119H50L49 117H47ZM65 118V117H64ZM106 121V120H105ZM110 121V120H109ZM108 120H107V122H103L104 123V127H106V125H108V123L110 124V123H113L112 121L111 122H109ZM224 121V120H223ZM228 121L229 120H225V122H224V125H226L227 123H228ZM227 122V123H226ZM100 123V122H99ZM103 123H100L101 125H99L98 124V128L100 129L101 128V126H102V124ZM223 124V123H222ZM6 125H7V129L8 130H11L12 128H13V126H11L9 123H6ZM102 126V127H103ZM94 127H95V125H94ZM103 127V128H104ZM175 127H177V126H175ZM175 127H172V128H167V132H171V131H169L170 129H173L174 131H175V129H177V128H175ZM95 128H97V124H96V127ZM97 128V129H98ZM142 128H144V127H142ZM141 128V129H142ZM102 129V128H101ZM144 130V129H143ZM143 130H141V131H143ZM254 129H252L251 131H250V133L253 131ZM174 131H172V133L174 132ZM164 132V131H163ZM166 132V130H165V133H164V135H163V133H162V136L161 137H159L158 136V140L156 139V141H157V143L159 142V144H158V146H157V144H156V141H154L153 143V148H152V151L154 150L155 152H154V154H146L147 156H145V160H144V162H145V164L144 165H146V164H148L147 162H150L151 164L153 163L152 161V156L153 155H155V154H157V155H159L157 152H160L161 151V149L163 148V150L166 148H171L173 145V148L177 145H179V144H181L182 143V139H180V137H179V140H181V141H179L178 140V135H177V133H176V135L177 136H175V138H176V140L175 141H178V144H176V142L175 141H172V143L174 142V144H170V142H171V139L172 138H174V136H172V134H171V138H168V137H170V134L169 133H167ZM176 132V131H175ZM167 133V134H166ZM253 133H254V131H253ZM252 133V134H253ZM257 133V132H256ZM256 133H254V135L256 134ZM166 135H168V136H166ZM175 135V134H174ZM166 136V137H165ZM224 137V136H223ZM223 137H221V138H223ZM160 138V139H159ZM193 139H194V141H196V137L194 138V137H192ZM221 138H217V142H216V139L214 140V141H212L216 146L218 145V147L221 145H223V144H227V142H228V138H226L227 139V142H225V143H223V141H225V140H223L222 142H220V139ZM225 138V137H224ZM102 139V138H101ZM104 140H105V138H103ZM108 139V141H107V143L106 144H108L109 142H110V140H111V142L110 143H114V142H112L113 141V139H110V138H106V140ZM162 139H163V142H162ZM169 139H170V141H169ZM191 139V138H190ZM190 139H188V140H190ZM193 139H191L192 140V145H194V147H193V149H192V145L190 144V142H191V140L189 141V143H187V144H189L190 145V147H191V149H192V151L195 153V154H193V152H192V154L194 155V158L195 159H198V157L200 158L203 154V152L201 153V155H200V153H198L199 151H201L200 149H199V147L201 148V146H200V144H198L199 142H200V140L198 141H196L197 143H195L194 141H193ZM115 140V139H114ZM174 140V139H173ZM75 141V140H74ZM73 141V142H74ZM116 141H118V140H116ZM72 142V143H73ZM78 141L76 140L75 142H74V146H75V144L77 143ZM104 142V145H105V142L106 141H103ZM103 142H102V144H103ZM161 142L163 143V146H162V144H161ZM179 142H181V143H179ZM188 142V141H187ZM120 144V142H116V144ZM169 143V144H168ZM216 143H218V144H216ZM78 145H79V143H77ZM76 144V145H77ZM111 144V145H112ZM115 144V143H114ZM118 144V145H119ZM156 144V145H155ZM167 144H168V146H170V147H168L167 146ZM176 144V145H175ZM103 145V146H104ZM107 146V148L105 149V150H107L108 151V148H109V151L110 150H116V148L115 147H117V146H115V145H112V146ZM162 147V148H160V146ZM167 147H166V146ZM172 145V146H171ZM114 146V147H113ZM157 146V147H156ZM176 146V147H177ZM159 147V148H158ZM111 148V149H110ZM115 148V149H114ZM197 148H198V150H197ZM156 149H158V150H160V151H158V150H156ZM162 150V151H163ZM171 150V149H170ZM165 152H166V150H165ZM163 153V152H162ZM196 153H198V154H196ZM107 156L109 155L108 153L106 154ZM160 155H162L161 153H160ZM196 156H198L197 158H196ZM161 157V156H160ZM160 157H156L157 158V160H159V158ZM165 157V156H164ZM68 158H70V157H68ZM156 158H153L155 161V163L157 164V160H156ZM163 158V157H162ZM193 158V159H194ZM148 159V160H147ZM150 159V160H149ZM194 159V160H195ZM200 159H202V158H200ZM70 161H72V159L70 158L69 159ZM69 160H67V161H63V170L65 169H68V168H70V161ZM106 160V161H105ZM160 160H161V158H160ZM165 160V159H164ZM102 161H104V162H102L101 164H100V166L98 165V162H97V164H96V166L98 165L99 166V168L97 169V168H94L93 166V164H90L91 162H89V161H87V162H85L84 164H81V167H83L84 168V170H85V167L87 168V170H88V167L87 166H91V167H93L94 169H96L97 170V174L96 175H99L97 178H98V181H96V179H94L95 177H93L92 178V180L94 179L95 180V182H97V183H90L92 180H90V181H88V183H87V181L85 182V184L83 183V181L82 182H80L79 183V185H78V179H77V184L76 183H73L72 181V183H73V186H74V184L75 185H77V186H74V187H79L80 188V191H77L76 190V188L74 189V190H72L71 192H70V196H71V198L73 199V201L71 200V203H93V202H95V200L97 201V203H95L96 205L94 206L93 204H92V206L94 207H92L93 208V210L91 209V205L88 207L89 209H91L90 210V212H91V214H90V212L88 211V213H86L85 215L87 216V214H88V222L90 221V217L92 216V218H93V215H94V213H95V215H94V218L96 217V220H94V224L92 223V225H95V226H93L95 229H93V230H95V234L97 235V236H99L100 238H101V243L104 245V248L105 247H107L109 250H112L113 252H114V254H115V256L116 257H122V259L124 260V261H122V263L121 264H124L125 262L126 263H128V262H131V264L134 262V260H135V262H134V264H142V262L140 263V261L141 260H144L143 258H145V255H143V253L145 254L146 252H145V245H146V243H145V241L146 242H149V241H147L149 238V240H151V243H153L152 245L154 246L155 245V248L156 249H158V251H156L157 253H158V255L156 254V258H160V260L159 259H157L156 261L157 262H159V263H161V264H166V262H167V264H174L173 262V260H171L170 259V254H169V252H168V250H167V248H168V240H166L167 239V237H166V239H164L165 238V236L167 235V233H165V231H163V229L161 228V226H162V224H161V220H160V218L159 217H156L155 215H153L152 216V214H151V216L149 217L148 216V218H147V216H145V218H147V220L146 219H144V215H140V211H141V214H144L143 212H142V208H143V204H141V202H144L143 201V199H145L146 198V195L144 194L143 195V193H146V191H147V189L148 188H150V186H151V182H152V180H154V177H155V180H156V178L159 176L160 177V180H161V177L162 178H167V180H169V179H171V180H169V181H171L172 182V180L174 181H176V180H178V182H180L181 180H182V177L184 178L185 177V179H186V177H188V173H191V174H189V176H190V179H191V177L192 178H194L195 176V173H197V171H198V169H202V166L203 165H200V164H198L199 165V167H201V168H199L198 166H197V164H195V163H199L201 160H196V162L194 163V164H191V165H188V167H186V168H184V166H186V165H183L182 166V168L183 169H186V170H189V171H186V170H181V169H179V171H178V169H175L174 168V170L173 169H171V168H173L174 166H172L173 164H170V165H168L167 163V168L166 167H164V166H166V165H164L163 167V169L162 170H160V169H157V170H159V171H161L160 173H159V171L157 172V170L154 172V170H155V168H153V165H152V167H151V164L148 166H142V167H140V168H138L137 169V167H132V168H130L129 167V171H131L130 169H132V172H129V173H132V174H134V175H130L129 174V176H127L125 179H124V181H123V179H122V177L121 176H119V173L116 175V173H114L113 171H119L118 170V168H119V165L117 164V162L115 161H112L111 159H109V163H108V160L105 158L104 160L102 159ZM161 161H163V160H161ZM198 161V162H197ZM115 163V166H113V164ZM159 162V161H158ZM165 162V161H164ZM171 161H169V163H170ZM107 163V164H106ZM161 163V162H160ZM160 163H158V164H160ZM88 164V165H87ZM108 164H111V165H108ZM154 164V163H153ZM156 164L154 165V166H156ZM163 164V163H162ZM224 164V165H223ZM225 164L226 163H222V165L221 164H219V165H221V166H219V165H216V166H218L219 167V169H220V167H221V169L220 170H218L219 172H221V173H226V170H227V167L225 166ZM108 165V166H107ZM118 165V166H117ZM101 166H103V167H101ZM105 166V167H104ZM161 166V165H160ZM160 166H156V167H160ZM170 166V167H169ZM172 166V167H171ZM193 166V167H192ZM195 166V167H194ZM113 169H112V168ZM114 167H116L117 168V170L114 168ZM169 167V168H168ZM198 169H197V168ZM161 168V167H160ZM165 168L167 169V170H165ZM189 168V169H188ZM100 169V170H99ZM142 169H144V170H142ZM148 171H147V170ZM153 170V172L154 173H156V175L158 174V176H155V174L152 172V171H150V170ZM197 169V171H194V170H196ZM204 169V168H203ZM202 169V170H203ZM106 170V171H105ZM111 170L113 173H110L109 171ZM170 170H171V172H170ZM177 170V172H174V171H176ZM99 171V172H98ZM103 173H102V172ZM138 171H144L143 173L146 175V177H143V180H145L144 182H143V180H140V177L141 176H139V178H137L138 176L136 175L137 173H138ZM167 172V173H165V172ZM182 171V172H181ZM105 172H107V174H109V175H107ZM134 172V173H133ZM136 172V173H135ZM184 172H186V173H184ZM188 172V173H187ZM194 172V173H193ZM227 172H228V170H227ZM181 173V176L180 175H178V174H180ZM223 173V174H224ZM102 174V175H101ZM104 174H106V175H104ZM162 175V176H160V175ZM164 174H168V175H164ZM186 174V176H184ZM114 175V176H113ZM144 175V176H145ZM170 175V176H169ZM175 175V176H174ZM95 176V175H94ZM117 176H118V178H117ZM137 178V180L136 181H134L133 180V178ZM137 176V177H136ZM151 176H153V177H151ZM165 176V177H164ZM173 176V177H172ZM198 176V175H197ZM116 177V179H117V182L116 183H114L113 185L117 188V185H118V188L116 189H114L113 190V192H111L110 194H106V196L105 197H102V198H98V197H93L92 198V196H90V197H88L87 199H85V196L86 195H91V194H94V193H96V190L98 191V188H100V187H104L105 186V183H104V181H106V179L107 178H109V179H111V178H115ZM121 177V178H120ZM159 177H158V179L157 180H159ZM179 179H178V178ZM75 177H72L71 178V180H73ZM79 178H81V176H79ZM120 178V179H119ZM177 178V179H176ZM180 178H181V180H180ZM189 178V177H188ZM64 179H65V177L63 176V174H59V175H57V180L56 181H62V182H64ZM139 179V180H138ZM147 179V180H146ZM40 180V182H43L44 181V179H39ZM75 180H76V178H75ZM93 180V181H94ZM129 180V181H128ZM134 181L136 184H133V183H131V181ZM74 181V180H73ZM126 181V182H125ZM132 181V182H133ZM150 181V182H149ZM61 182V183H62ZM118 182H120V183H118ZM141 182H142V184H141ZM146 182L149 184L148 186L149 187H147L146 186ZM82 183V184H81ZM90 183V184H89ZM125 183V184H124ZM131 183V184H130ZM139 183V184H138ZM121 184H123V185H121ZM52 185H53V187H52ZM51 185V187L54 189V183ZM62 185H63V183H62ZM65 185V184H64ZM85 185V186H84ZM133 185V187L135 188H132L131 187V190L132 189H134L133 191H130V189H129V187L130 186H132ZM144 186V187H142V186ZM60 186V185H59ZM59 186H58V188H59ZM124 186H126L125 188H127V189H129L128 190V192H127V196H126V198L124 199V202L123 203H120V201H118V200H120V199H117L118 198V196L120 195V194H118V196H117V193L119 192V191H117L118 189H119V187H124ZM141 186V187H140ZM70 187H71V184H70ZM74 187H72V188H74ZM146 187V188H145ZM52 188H50V190L52 189ZM140 188H142V189H140ZM49 189V188H48ZM47 189V190H48ZM55 191H56V189H54ZM141 190V191H140ZM143 190H145L144 192H143ZM216 190H218V189H216ZM49 191V190H48ZM53 190H51V192H52ZM219 191H221V188L219 187ZM219 191H216V193L218 192L219 193ZM60 194V192L58 191V195ZM212 194H215V192H213ZM143 195V196H142ZM129 196V197H128ZM120 198V197H119ZM143 198V199H142ZM127 199V200H126ZM141 199V200H140ZM210 198H203V204H205L206 203V206H205V208L208 206V208H209V205H210V202H211V205H213L212 203H213V200L212 199H210ZM127 202H126V201ZM212 200V201H211ZM141 201V202H140ZM99 202V203H98ZM254 202V201H253ZM127 203V204H126ZM255 203V202H254ZM252 204V202H251V205H250V207L252 208V210H256L257 209V204L255 203V204ZM138 204H141L140 205V207H139V205ZM203 204H202V207H204L203 206ZM42 205H43V203H42ZM122 205V206H121ZM124 205H126V209H124L123 210V206ZM131 205H133V206H131ZM137 205V206H136ZM248 205V204H247ZM142 206V207H141ZM86 208H87V206H85ZM125 207V206H124ZM128 207V208H127ZM135 208V209H133L132 210V208ZM139 207V208H138ZM247 207H249V206H247ZM247 207L245 208V209H247ZM87 208V209H88ZM129 208H130V210H129ZM239 208H241L240 206L237 208V209H239ZM83 209H85V208H83ZM87 209L86 210H84V211H87ZM88 209V210H89ZM211 209V210H210ZM249 209V210H248ZM247 209V211H250V208H248ZM127 210V211H126ZM131 210H132V212H131ZM137 210V211H136ZM207 210V211H206ZM240 210V209H239ZM241 210H243L242 208H241ZM240 210V211H241ZM81 211V210H80ZM83 211V212H84ZM92 211L94 212V213H92ZM136 211V212H135ZM139 211V212H138ZM209 211H210V213H209ZM212 211H214V208H213V206L211 207V208H209V209H203V212H204V214L206 215H204V217H210V219H211V215H214V217H212V219L213 218H215V214L212 212ZM235 211H237L238 212V210H235ZM82 212V213H83ZM131 212V213H130ZM203 212H199V213H197L196 215H192V216H189V217H185V216H182L183 217V220L182 221H184V218H185V222L187 223V221H186V218H187V220H189L188 222H190V223H187V224H189L188 226L187 225H185L183 222V224H184V226L186 227H188V228H190V225H192L193 226V232L194 233H196L197 234V232H195L194 230L196 229V228H198V227H200V223H203V222H205L206 223V221H204V220H207L206 218H204L203 217V221H202V219H201V215H200V213H203ZM236 212V214L239 216V214ZM242 212V211H241ZM241 212H239V213H241ZM243 212H244V210H243ZM243 212H242V214H243ZM125 213H127V214H125ZM133 213H135V215L133 214ZM207 213L210 215V216H208L207 215ZM234 213V212H233ZM89 214L91 215V216H89ZM93 214V215H92ZM127 215V217L125 216V215ZM131 214H133L134 215V217H133V215H131ZM138 215V216H137ZM203 215V214H202ZM234 215V214H233ZM237 215H235V217L237 216ZM132 217V218H129V217ZM140 217V218H139ZM181 217V218H182ZM92 218H91V221H90V223L91 222H93L92 221ZM124 218V219H123ZM151 218V219H150ZM157 218V219H156ZM189 218V219H188ZM191 218H193V219H191ZM197 218V219H196ZM132 219V220H131ZM142 219H144V220H146V221H144V220H142ZM148 219H149V221H148ZM156 219V220H155ZM159 219V220H158ZM122 220H127V221H122ZM153 220H155V221H153V223H152V221ZM193 220H196V221H194L193 222ZM218 220V218L216 217V220H214L213 222L215 223L216 221ZM220 220V219H219ZM217 221L216 223H219L220 221ZM83 221L85 222L86 220H84L83 219ZM95 221H97V223L95 222ZM129 221H130V223H129ZM197 221H199L198 223H197ZM212 221V220H211ZM84 222H80V223H83V224H81V225H86L87 223H84ZM146 222H148L149 224H151V225H149L148 223H146ZM196 222V223H195ZM132 223V224H131ZM193 223V224H192ZM195 223V224H194ZM130 224V225H129ZM197 224V226L198 227H196L195 225ZM132 225H133V228H132ZM159 225H160V227H159ZM203 225V224H202ZM181 226L183 227V225L181 224ZM195 226V227H194ZM147 227V228H146ZM150 228V230H149V228ZM185 228L184 229V231H186V229H188V228ZM195 228V229H194ZM153 229V230H152ZM148 230V231H147ZM190 230H191V228H190ZM190 230L188 231V234L190 233ZM156 231V232H155ZM161 231H162V233H161ZM239 231V233H240V235H238V237L239 236H241V235H243V236H241L240 237V239L242 240H240V244H242V245H244L243 243H245V245H246V242L248 241V239L250 238V236H252V230H242V229H239L238 230ZM244 231H246V232H244ZM247 231H251V232H249V233H247ZM148 232V233H147ZM160 232V233H159ZM193 232L191 233V236H192V234H193ZM237 232V231H236ZM150 233H152V234H150ZM198 233H200V232H198ZM164 234V235H163ZM249 234V235H248ZM254 234V233H253ZM163 236H164V238H163ZM197 236H199V234H197V235H193V239H194V237H197ZM151 237H153V238H151ZM249 237V238H248ZM226 238H228V237H226ZM248 238V239H247ZM244 239V240H243ZM166 240V241H165ZM195 240V239H194ZM200 240V239H199ZM224 240H226L225 238H224ZM228 240V239H227ZM154 241H155V243H154ZM228 241H230V239L228 240ZM239 241V240H238ZM145 243V245H143V243ZM165 242V243H164ZM187 242V241H186ZM191 242V241H190ZM225 242H227V241H225ZM224 241H223V244L225 245V248L223 247L224 245L222 244V242H221V247H220V245H219V248H221L220 249V251L219 250H216L215 252V254H214V256H213V259L215 260V261H213V259H212V261L213 262H217V263H214V264H222V260L225 258L224 256H226V258H227V255L230 253V250L228 251L229 253L227 254V255H224L225 253L224 252H226V250H227V247H228V249L229 248H234L236 245H232L233 247H231V246H229V245H231L230 244V242H228L229 243V245L228 244H226ZM187 243H189V241L187 242ZM132 244V246L135 244V246L137 247L138 246V244H140L139 245V247L141 246L142 247V245H143V247L140 249L141 250V252L139 253V255H137L138 257L136 258V256L134 255V257L132 258V253H131V250H132V247L130 246ZM137 244V245H136ZM239 244V243H238ZM240 244H239V247L238 248H240ZM227 245V246H226ZM134 246V247H135ZM164 246H165V248H166V250H165V248H164ZM167 246V247H166ZM131 247V248H130ZM107 248H105V250H107ZM144 248V249H143ZM237 246H236V250H235V252H238L237 251ZM241 249V248H240ZM202 250H204V249H202ZM243 250V251H242ZM244 250H245V252H246V246L244 247V249H243V247H242V249L241 250H239V252H240V254H238V256L240 257V259H242V262L240 261V259H239V261H240V263H238V264H243L244 262H243V254H245V252H244ZM200 251V250H199ZM198 251V252H199ZM205 251V250H204ZM242 252H244V253H242ZM121 253V254H120ZM142 253V254H141ZM202 252H200V254H201ZM219 253V254H218ZM232 253V252H231ZM242 253V254H241ZM199 254V253H198ZM221 254H222V256H221ZM120 255V256H119ZM122 255V256H121ZM125 255V256H124ZM141 255H143V258H142V256ZM160 255V256H159ZM169 255V256H168ZM230 255V254H229ZM228 255V256H229ZM241 255V256H240ZM158 256V257H157ZM161 257L163 258V260L161 259ZM166 257V258H165ZM216 259H215V258ZM220 258V259H218V258ZM136 258V259H135ZM156 258H154V260L156 259ZM133 260V262H132V260ZM167 259V260H166ZM171 261H170V260ZM140 260V261H139ZM159 260V261H158ZM162 260V261H161ZM166 260V261H165ZM221 260V261H220ZM226 260V259H225ZM225 260L223 261L224 263H225ZM128 261V262H127ZM145 261V260H144ZM143 261V262H144ZM155 261V262H156ZM169 261H170V263H169ZM211 261V263H209V264H213V262ZM220 262V263H219ZM159 263H157V264H159ZM176 264L178 263V262H175ZM184 263V262H183ZM182 262H180V263H178V264H183ZM129 264V263H128ZM144 264H145V262H144ZM187 264V263H186ZM246 264V263H245Z\"/></svg>","mask_w":264,"mask_h":264}]
</instances>
